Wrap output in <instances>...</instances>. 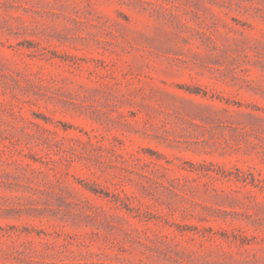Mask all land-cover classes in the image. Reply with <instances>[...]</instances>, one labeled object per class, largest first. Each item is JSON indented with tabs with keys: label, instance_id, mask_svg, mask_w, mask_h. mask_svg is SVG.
<instances>
[{
	"label": "rangeland",
	"instance_id": "rangeland-1",
	"mask_svg": "<svg viewBox=\"0 0 264 264\" xmlns=\"http://www.w3.org/2000/svg\"><path fill=\"white\" fill-rule=\"evenodd\" d=\"M0 264H264V0H0Z\"/></svg>",
	"mask_w": 264,
	"mask_h": 264
}]
</instances>
